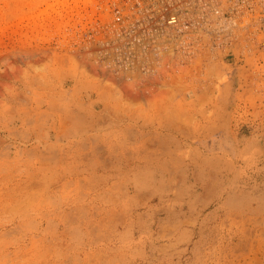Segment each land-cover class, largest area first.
<instances>
[{
    "label": "rangeland",
    "instance_id": "1",
    "mask_svg": "<svg viewBox=\"0 0 264 264\" xmlns=\"http://www.w3.org/2000/svg\"><path fill=\"white\" fill-rule=\"evenodd\" d=\"M256 2L180 39L129 0H0V264H264Z\"/></svg>",
    "mask_w": 264,
    "mask_h": 264
},
{
    "label": "built area",
    "instance_id": "2",
    "mask_svg": "<svg viewBox=\"0 0 264 264\" xmlns=\"http://www.w3.org/2000/svg\"><path fill=\"white\" fill-rule=\"evenodd\" d=\"M136 10L137 21L128 22L124 18L123 9H117L116 20L125 24V31L135 32L136 28H143L146 15L159 18V23H166L176 30H170L177 37L184 33L189 35L192 31L204 33L209 19H215L221 26L228 22L230 32L235 30L238 18H251L254 12L255 1L264 4V0H129ZM152 10L145 11V7ZM142 18V19H141ZM224 19H230L225 21ZM139 23V26L135 24ZM182 41V40H181ZM184 44V42H183ZM181 46V42H180Z\"/></svg>",
    "mask_w": 264,
    "mask_h": 264
}]
</instances>
